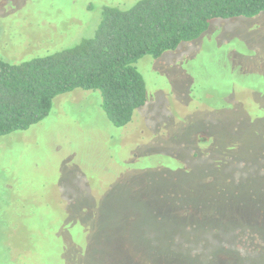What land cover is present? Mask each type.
I'll return each instance as SVG.
<instances>
[{
    "label": "rangeland",
    "instance_id": "rangeland-1",
    "mask_svg": "<svg viewBox=\"0 0 264 264\" xmlns=\"http://www.w3.org/2000/svg\"><path fill=\"white\" fill-rule=\"evenodd\" d=\"M136 1L0 0V59L70 47ZM135 65L128 124L75 88L0 136V264H264V11Z\"/></svg>",
    "mask_w": 264,
    "mask_h": 264
},
{
    "label": "trees",
    "instance_id": "trees-1",
    "mask_svg": "<svg viewBox=\"0 0 264 264\" xmlns=\"http://www.w3.org/2000/svg\"><path fill=\"white\" fill-rule=\"evenodd\" d=\"M264 0H137L104 5L92 36L20 62L0 59V136L44 119L53 99L75 88L98 90L115 126L128 124L147 100L135 63L199 37L214 18L251 17Z\"/></svg>",
    "mask_w": 264,
    "mask_h": 264
}]
</instances>
